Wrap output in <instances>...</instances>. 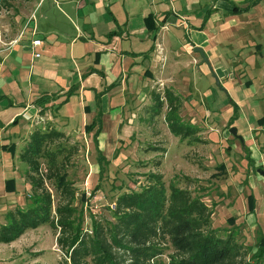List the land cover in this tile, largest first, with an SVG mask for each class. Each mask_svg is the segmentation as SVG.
I'll return each instance as SVG.
<instances>
[{"label": "rangeland", "instance_id": "1", "mask_svg": "<svg viewBox=\"0 0 264 264\" xmlns=\"http://www.w3.org/2000/svg\"><path fill=\"white\" fill-rule=\"evenodd\" d=\"M258 1L247 0L233 7L238 12L246 11V20L252 19L258 13L251 7ZM88 13L85 10L78 15L65 2L56 5L53 0L17 1L7 9L0 6V28L15 25L22 15L34 14L36 38L39 36L45 48L52 50L49 54L38 53L39 61L46 65L41 73L33 74L31 70L29 75L28 68L20 71L25 96L33 94L35 99L40 94L54 95L63 88L66 93L73 90L58 97L60 101L50 108L53 113L47 118L53 123L42 121L40 127L35 126L44 129L53 124L66 135L49 149L60 152L59 164L74 185V207L82 231L91 233L95 221L113 222L111 211L117 197L140 190L147 174L160 173L168 188L171 184L189 188L210 207V229L222 238L232 235L250 264L264 261L259 248L260 242L264 243V123L259 122L264 117V21H252L251 29L235 40H243L242 50L232 44L233 38L219 36L218 84L211 71L217 75L215 64H203L199 53L197 62L191 59L177 64L176 59L186 58L187 54L183 48L169 45L168 39L173 40L174 33L177 39H187L185 28L180 32L170 29L165 46L158 44L155 54L151 53L153 46L145 50L129 47L127 57L132 59L128 64L119 58L112 63L98 52L83 54V39L73 51L66 46L71 37H85ZM181 22L188 21L182 17ZM241 28L242 24L233 26L229 32ZM9 61L5 68L13 72ZM159 70L164 79L173 77L179 84L185 81V111L181 109L178 114L185 124L201 130L200 141L181 140L170 132L165 120L167 105L155 122L143 111L154 103L149 95ZM92 71L106 78L99 91L79 86ZM227 80L234 84L231 91L224 86ZM91 81L95 82L96 77ZM240 94L252 110L245 107L246 116L236 114L240 120L232 126L231 98ZM142 121L145 125L141 127ZM233 127L242 132V141L231 135ZM33 130V124L20 123L14 132L15 146V141L4 146L0 140V183L5 192L0 194V223L5 222L3 209L7 213L13 203L27 209L37 198L24 178L27 166L19 160L22 140L28 139ZM150 147H158L159 151L149 152ZM42 164L47 168L46 160ZM47 189L53 195L55 208L59 202L53 181L47 182ZM251 195L256 201L253 213L249 207ZM56 238L48 225L28 231L12 244H0V264H59L64 257ZM171 254L172 250L167 249L161 259L169 263Z\"/></svg>", "mask_w": 264, "mask_h": 264}, {"label": "trees", "instance_id": "2", "mask_svg": "<svg viewBox=\"0 0 264 264\" xmlns=\"http://www.w3.org/2000/svg\"><path fill=\"white\" fill-rule=\"evenodd\" d=\"M17 1L31 0H0V6L7 9ZM152 98L154 103L148 111L152 118L159 117L167 105L165 120L170 132L181 140L200 141L201 130L185 124L178 114L183 107L182 97L166 89L163 94L153 92ZM48 101L46 95L37 103ZM236 119V116L231 118V125ZM260 123H264V117ZM65 136L50 124L44 129L36 128L25 142L19 160L27 166L25 178L37 198L32 207L9 212L8 224L0 227V244H11L26 232L48 225L55 231L56 244L63 253L59 264H250L232 235L222 238L210 229L213 215L210 207L189 188L178 184L168 188L160 173L147 174L146 184L140 190L117 197L111 211L113 222L95 221L91 233L82 231L74 207V185L59 164L60 152L49 149ZM147 150L159 151V148ZM42 160L48 162L47 168H43ZM104 160L99 162L101 172ZM51 181L58 195L55 208L53 195L47 189V182ZM255 205L251 195V213ZM259 248L263 258L264 243L260 242ZM167 249L172 250L169 263L161 259Z\"/></svg>", "mask_w": 264, "mask_h": 264}, {"label": "crops", "instance_id": "3", "mask_svg": "<svg viewBox=\"0 0 264 264\" xmlns=\"http://www.w3.org/2000/svg\"><path fill=\"white\" fill-rule=\"evenodd\" d=\"M244 1L246 2L247 0H53L56 5H58L59 2H65L70 10L79 13L78 15H80L82 11L89 10L86 18V28L88 29L87 31L85 29V37H80L79 35L71 37L69 46H66L73 51L77 50L80 39H83L84 44L81 43L83 54L87 53L86 55H90L98 52L101 53L102 56L104 55L103 57L105 59L111 60L112 63L119 58L122 60V63L126 61V64H128V61L132 59L127 57L129 53H127L126 50L129 49V47L145 50L153 46V51L151 53L155 54L158 51V44H160L161 47L165 46V38L170 29H175L180 32V29L185 28L184 33L187 39H183L182 36L180 39H177L175 33L173 34V40L168 39L169 45H173L175 48H183L188 56H186V58L180 57L182 61L175 58L177 64L181 62H190L191 59L197 62L198 54L194 52V49L195 47L202 48L209 62L215 64L213 68L215 67L217 70V76V53L219 55L218 38L223 37L225 40L233 38L234 41L232 44L242 50L245 48V45L240 46L243 40L239 41V43H236L238 41L235 42V40H239L241 36L245 35L251 29L252 21H264V0L261 3L260 0L253 4L251 8L257 11L258 14L255 18L247 20L244 15L247 13L246 11L238 12L237 8L233 7L242 4ZM30 16L32 15H22V17L18 18L15 22V25L11 24V26H7L6 29H2L3 43L0 42V140L4 146H9L6 144L8 141L11 143L15 141V146V137L17 135L14 132L16 127L20 126V123L26 126L28 124H33L35 130L38 128L35 125H39L40 127L42 121L52 122L50 118H47L50 112H52L50 108L60 101L57 99L58 97L66 93V90L63 88L54 95L40 94L35 99H33V94L27 96L24 94L25 87L21 86V81L23 79L20 81V71L23 70L24 72L28 68L29 75L31 70L33 74L36 71L41 73L46 65L41 62V60L39 61L41 58H34V53L49 54L52 51L45 48L46 45L43 42L41 46L37 48L33 47L32 41L34 38L29 31L20 38V34L28 23ZM182 17L188 21L187 24L181 22ZM241 24L243 28L234 29L229 32L233 26L239 27ZM34 25V22H31L30 27ZM153 38H155V40ZM36 39H40L39 36H37ZM11 43L13 44L10 45ZM132 50L134 51V49ZM9 60H11V62ZM8 61L10 62V66L14 69L13 72L5 68ZM89 74L90 75H87V77L80 81V88L99 91L106 78L100 77L95 71ZM163 75L164 73L162 70H159V72L155 74L149 96L152 98L153 92L159 93L160 91L164 92L166 89H169L177 96L182 97L184 106L186 100L184 95L186 88L185 81L183 80V82L179 84L173 77L164 79ZM93 77H96L95 82L91 81ZM103 77L105 76L103 75ZM224 86H226L229 91L234 88V84H232L230 80L224 82ZM252 88L254 89V87ZM46 95L49 96L50 101L44 104L37 103V99ZM245 101L246 99L243 94L231 98L233 116H235V114H238L239 117L246 116L244 112L245 107L252 110V106L245 105ZM152 105L153 104L145 106L143 111L146 113L147 117L151 118V122H155L154 118H152L151 114L148 112L149 107ZM181 109L185 111L183 107ZM236 120L237 121H235V123L233 122L232 126H237L240 119L238 118ZM144 125L142 121L141 127ZM239 134L242 135L240 130L238 131V135ZM28 139L24 138L22 140L19 156L21 149ZM249 156L251 159L250 154ZM250 179L252 180L251 177ZM27 183L29 184L28 181ZM3 187L4 185L0 183V194H5ZM15 208L26 210L15 203L11 204L7 213L6 209H3L2 212L5 211V213H3L4 215H2V217L5 219V222L2 221L0 227L8 224L9 219L7 216L9 212Z\"/></svg>", "mask_w": 264, "mask_h": 264}, {"label": "built area", "instance_id": "4", "mask_svg": "<svg viewBox=\"0 0 264 264\" xmlns=\"http://www.w3.org/2000/svg\"><path fill=\"white\" fill-rule=\"evenodd\" d=\"M34 21H35V18H34V14H33L32 16H30L28 23L25 25L24 30L21 32L20 38L23 37L27 31H29L34 38L32 41L33 47L37 48V47L42 45V40L35 38L37 35V25L34 23L35 25L33 27H30L31 22H34ZM2 37H3V31H2V28H0V42L1 43H3ZM13 43H11L10 45H12ZM40 57H41L40 54L34 53V58L38 59ZM28 197H30V196H28Z\"/></svg>", "mask_w": 264, "mask_h": 264}, {"label": "water", "instance_id": "5", "mask_svg": "<svg viewBox=\"0 0 264 264\" xmlns=\"http://www.w3.org/2000/svg\"><path fill=\"white\" fill-rule=\"evenodd\" d=\"M195 53H199L202 56V58H203V63H205V64L210 66L209 60H208V58H207V56H206V54H205V52H204V50L202 48H198V47L195 48ZM211 71H212L213 76L215 77L217 83L220 84L218 76L213 72V70H211ZM230 133H231V135L233 137L238 138L241 141L243 140L242 137L240 135H238L237 128H235V127L231 128L230 129ZM261 174L264 175V172H261Z\"/></svg>", "mask_w": 264, "mask_h": 264}]
</instances>
